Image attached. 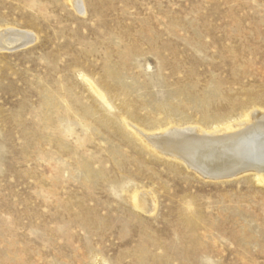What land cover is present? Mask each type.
<instances>
[{
    "label": "rangeland",
    "instance_id": "374dc122",
    "mask_svg": "<svg viewBox=\"0 0 264 264\" xmlns=\"http://www.w3.org/2000/svg\"><path fill=\"white\" fill-rule=\"evenodd\" d=\"M83 1L0 0V264H264L256 173L148 145L264 127V0Z\"/></svg>",
    "mask_w": 264,
    "mask_h": 264
},
{
    "label": "bare ground",
    "instance_id": "6f19581e",
    "mask_svg": "<svg viewBox=\"0 0 264 264\" xmlns=\"http://www.w3.org/2000/svg\"><path fill=\"white\" fill-rule=\"evenodd\" d=\"M72 2L78 10L83 12L85 8L83 0H72ZM28 35L21 30L4 29L0 31V48L18 49L30 39ZM257 119L259 116L256 114L246 125L243 123L235 126L237 122L234 125L231 123L229 131L219 134L213 132L219 131L224 126L211 132L195 130L194 126L172 127L165 133L151 135L148 145L154 146L155 151L159 149L161 155L169 153L176 155L175 157L189 168L203 169L206 176L212 178H221L226 175L234 177L245 170H252L264 183V127L263 123L262 125L259 124L260 122L257 123ZM147 206L145 203L140 208L144 211Z\"/></svg>",
    "mask_w": 264,
    "mask_h": 264
}]
</instances>
